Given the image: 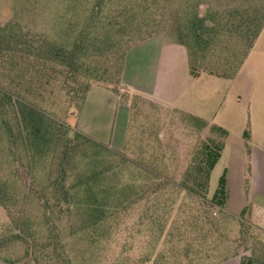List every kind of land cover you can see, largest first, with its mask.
<instances>
[{
  "label": "rangeland",
  "instance_id": "rangeland-1",
  "mask_svg": "<svg viewBox=\"0 0 264 264\" xmlns=\"http://www.w3.org/2000/svg\"><path fill=\"white\" fill-rule=\"evenodd\" d=\"M95 8L101 10L99 19L93 17ZM195 13L206 21L201 37L191 35L202 27L194 24ZM263 21L264 0H0V264H38L33 253L26 255L41 243L31 236L43 237L53 228L72 250V264H219L251 256L264 227L256 228L249 214L238 213L241 202L232 193L224 208L213 201L227 167L239 159L236 152L229 148L215 166L207 194L194 193L184 185L187 179L195 183L188 172L206 145L220 142V134L143 98L125 107L119 94L127 92L120 77L130 46L162 34L189 44L194 70L231 75ZM90 26L106 28L116 42L114 53L106 49L101 58L84 61L97 70L92 76L75 67L77 89L88 82L108 86L116 99L102 93L83 114L82 109L69 115L68 98L59 88L67 81L62 72L71 69L57 54L72 50ZM250 63L261 70L251 81L255 88L263 79L264 35ZM29 69L44 74L45 95L37 101L50 105L48 117L63 133L70 126L71 138L80 134L69 153L53 147L34 162L17 130L12 135L1 127L13 124L14 109L12 100L2 106L1 94L20 100L6 87H12L20 70ZM62 183L71 189L69 204L46 213L45 201L62 195ZM85 202L97 216H107L92 233L83 232L89 218ZM40 263L49 264L45 258ZM52 264L64 262L54 255Z\"/></svg>",
  "mask_w": 264,
  "mask_h": 264
},
{
  "label": "crops",
  "instance_id": "crops-1",
  "mask_svg": "<svg viewBox=\"0 0 264 264\" xmlns=\"http://www.w3.org/2000/svg\"><path fill=\"white\" fill-rule=\"evenodd\" d=\"M263 35L264 27L231 75L203 70H194V74H191L193 66L189 49L182 42L169 41L162 34L130 49L123 71V84L130 93L195 120L209 124L214 121L237 136L233 138L229 134L218 161L224 158L229 148L239 157L237 161L232 160L233 164L225 172V204L229 202L231 193L241 202L238 213L243 212L249 204V217L256 228L264 227V66L262 83L254 88L251 81L255 71L261 70L251 67L250 62ZM102 93L116 99L111 90L93 86L81 113L91 100H96ZM130 118L131 108L127 125ZM247 129L250 134V155L244 138ZM261 235L260 240L264 242V231ZM219 264H241V259L240 256H233Z\"/></svg>",
  "mask_w": 264,
  "mask_h": 264
},
{
  "label": "trees",
  "instance_id": "trees-1",
  "mask_svg": "<svg viewBox=\"0 0 264 264\" xmlns=\"http://www.w3.org/2000/svg\"><path fill=\"white\" fill-rule=\"evenodd\" d=\"M101 16V10L100 8H95V11L93 12V17L100 18ZM194 24H197V22L202 25V28L194 29L192 31L191 35L194 37H201L204 35V29H205V18L201 17L199 14L195 13L194 17ZM117 24H112L111 28L115 29ZM264 27V21L260 25L258 32L256 33L254 39L252 40V43L249 47V49L252 47L254 41L259 36L261 30ZM95 30H93V26H90V28H87L83 30V32L80 34L78 42L75 43L74 47L70 51L68 50H61L58 52V56L62 57L63 61L65 62V67L71 69L70 72H62V74L66 75L67 81L63 84L62 87H60V92H65L67 98H68V114L71 115L74 112H81L83 109L88 94L91 90V83L88 82L84 85H82L81 88L77 89L76 84H78V80L76 78V70L75 67H83L86 68V72L88 76H92L97 70H91L90 66L85 67L84 61L87 59H99L101 58L104 51L107 49L111 53H114L115 48V39H112L111 35H107L106 28L100 27L99 29L94 27ZM102 30V31H101ZM100 32V34H99ZM157 36V35H155ZM154 37V36H153ZM149 37L147 39L142 40L140 43L130 46L126 52L124 53V56L122 58L123 65L121 69V83L123 80V71L124 66L126 62L127 53L130 49H132L135 46L140 45L144 41L153 38ZM182 42V41H180ZM190 51L191 49L189 44L186 42H182ZM22 60H28L22 55L19 56ZM192 58V54H191ZM8 62V60L5 59V64ZM3 61V66L5 65ZM22 65V64H21ZM0 71H2V63L0 65ZM191 74H194V69L191 68ZM43 75L39 74L37 75L34 70H26L19 72V75L15 78L14 83H12V87L8 89L7 91L11 95H15L20 100H13V98L9 95L1 94V101L2 106L5 107V105H8V103L14 101L12 103L13 105V124L10 122H5V125H1L2 128H5L7 131L12 132L13 128H15L18 132V136L21 139V143L24 146V150L28 153V155L31 157L33 162L35 161V158L38 154H43L47 150L53 148V147H63L64 154L69 153V150L73 147V141L77 140V137H80L79 133H73L74 136L71 138L70 132L71 127L64 128V133L61 131V126L56 123L54 120L48 117V109H50V105H46L43 100L37 101V97H41L45 93V88L41 87V79ZM44 78V77H43ZM97 79V78H95ZM19 81H25L26 85L21 84ZM40 81V82H39ZM39 82V83H38ZM76 87V88H75ZM14 88V90H13ZM104 88H107L111 90L113 93H115L114 90H112L108 86H104ZM2 91L3 88H0ZM44 91V92H43ZM7 92V93H8ZM1 93V92H0ZM8 93V94H9ZM77 94H80V97H75ZM45 95V94H44ZM120 96V103L124 105H130L132 108L133 103H137L141 97L137 94H132L130 92H123L119 94ZM131 99V104L129 103ZM12 100V101H11ZM37 101V102H36ZM135 106V105H134ZM200 123H204L207 126H211V129H213L215 132L220 134L221 140L218 144L213 145H206L204 151L201 154L200 161L198 163H194L192 165L191 171L188 173L190 176L195 177L193 181L195 183L190 184L189 182H192L190 179L185 180L184 185H187L194 193L199 192L201 195H205L208 193L209 185H210V178L211 173L213 169L215 168L216 164L218 163L219 159L221 158L224 146L226 144L227 139L229 138V133L219 128L215 125L209 124V122H205L203 120H198ZM14 132H12L13 135ZM17 136V137H18ZM11 137V136H10ZM246 147L248 155H250L251 150V143H250V134L249 129L246 130L244 134ZM11 139V138H10ZM90 139H87L89 141ZM15 142V138L13 140ZM194 168V171H193ZM86 180L90 178V176H86ZM187 181V182H186ZM60 184V181L57 183V185ZM192 185H195V187H192ZM62 195L56 196L51 199H47L45 201L44 209L46 213H51L54 209L57 208H64L66 207V204H69L71 194L69 190L66 189L65 184L62 183ZM196 187H198L196 189ZM90 190L92 188H89ZM88 191V190H87ZM61 193V191H60ZM226 197H227V188H226V180L223 177L220 180L219 187L216 190L213 201L220 207L224 208L226 203ZM88 207V208H87ZM92 205L85 202V208L89 210V218L88 222L85 225V230L83 232L86 233H92L91 230L98 229L105 221L106 217L102 214V216H97V214L92 209ZM97 212L104 213V209L97 206ZM225 210V209H224ZM250 208L247 207L243 210L244 215L249 214ZM226 212V211H225ZM227 213V212H226ZM228 214V213H227ZM99 215V214H98ZM13 237L15 239H20L27 243L24 237H21L19 234H14ZM33 239H40L41 243L39 245H35L32 247V250L30 251V248L27 249L26 255L29 257L33 253L34 259H36V262L38 264L40 263V258H45L48 260L49 264H52L54 261V255L58 258V260H62L64 264H72L71 256H72V250H68V246L65 244V241L63 239V236L60 231H56L54 228L49 229V232L44 233L43 237L31 236ZM36 241V240H35ZM253 254L251 256H240L241 264H264V242L262 240H258L254 244ZM49 252L53 253L50 257L48 256ZM49 257V258H48Z\"/></svg>",
  "mask_w": 264,
  "mask_h": 264
}]
</instances>
